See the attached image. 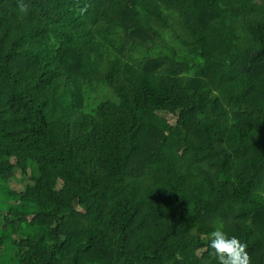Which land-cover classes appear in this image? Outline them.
Listing matches in <instances>:
<instances>
[{"label":"trees","instance_id":"obj_1","mask_svg":"<svg viewBox=\"0 0 264 264\" xmlns=\"http://www.w3.org/2000/svg\"><path fill=\"white\" fill-rule=\"evenodd\" d=\"M217 221L264 264V0H0V264H218Z\"/></svg>","mask_w":264,"mask_h":264},{"label":"clouds","instance_id":"obj_2","mask_svg":"<svg viewBox=\"0 0 264 264\" xmlns=\"http://www.w3.org/2000/svg\"><path fill=\"white\" fill-rule=\"evenodd\" d=\"M223 222L217 221L209 233V248L214 252L218 264H250L246 245L223 230Z\"/></svg>","mask_w":264,"mask_h":264},{"label":"rangeland","instance_id":"obj_3","mask_svg":"<svg viewBox=\"0 0 264 264\" xmlns=\"http://www.w3.org/2000/svg\"><path fill=\"white\" fill-rule=\"evenodd\" d=\"M161 115L166 118V120H167L168 123H170V124H174L175 123L176 117L170 115L167 112H161ZM16 176H17L18 179L20 178V174H19L18 171H16ZM17 178L16 179H10V186L12 188H14L15 190H17V191H22L23 190L22 183L18 182L17 181ZM26 182L27 181L24 180L23 181V184L26 183Z\"/></svg>","mask_w":264,"mask_h":264}]
</instances>
